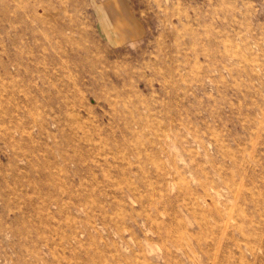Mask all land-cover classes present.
<instances>
[{
    "label": "rangeland",
    "instance_id": "obj_1",
    "mask_svg": "<svg viewBox=\"0 0 264 264\" xmlns=\"http://www.w3.org/2000/svg\"><path fill=\"white\" fill-rule=\"evenodd\" d=\"M0 264H264V0H0Z\"/></svg>",
    "mask_w": 264,
    "mask_h": 264
}]
</instances>
